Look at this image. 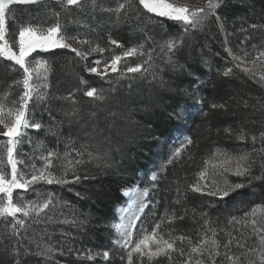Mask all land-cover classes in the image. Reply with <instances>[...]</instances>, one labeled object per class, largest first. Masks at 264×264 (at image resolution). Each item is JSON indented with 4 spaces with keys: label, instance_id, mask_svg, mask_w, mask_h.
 <instances>
[{
    "label": "trees",
    "instance_id": "16d2710c",
    "mask_svg": "<svg viewBox=\"0 0 264 264\" xmlns=\"http://www.w3.org/2000/svg\"><path fill=\"white\" fill-rule=\"evenodd\" d=\"M188 1L198 3V0ZM120 2L123 0H98L95 11L89 7L84 12L73 6L71 15H68L62 12L57 0H44L39 5L12 4L6 13L10 41H13L9 35L12 29H16V41L18 25L54 23L53 12H61L60 19L66 25L67 34L91 41L93 47L99 44L119 54L122 49L111 45V38L124 48L144 44L145 52L155 51L152 67L145 77L128 74V78L120 79L118 83L116 73L110 72L108 79H102L85 70V64L95 66L93 61L100 59V54H93L87 61H81L68 49H56L47 54L51 65L49 86L42 89L47 92V99L43 103L33 100L30 104L31 118L40 122L42 128L33 133L24 171L31 173L32 163L42 166L39 156L48 151L56 150L63 155L67 150L70 157L75 158L73 146L82 151V145H87L93 152H99L102 159L77 166L76 174L81 177L79 182L63 186L44 183L33 186L41 193L55 195V207L47 211L53 219L27 220V228L21 230L19 238L7 237L6 225L0 224V237H5L0 240V264H15L13 247L17 242L24 245L19 250L23 264H91L92 261L108 264L109 261H103L102 254L116 250L112 224L116 208L125 203L122 192L135 186L140 177L150 171L161 143L177 134L179 120L173 113L180 112L186 105L188 111L191 110L196 105L193 94L200 99L202 107L199 116H195L191 123L189 138L192 143L185 147L179 160L164 169L158 182L161 191L163 187L168 190L173 180L180 185L190 181L201 167L203 155L208 151L212 153L215 146L223 149L234 145L262 147L259 141L253 145L251 136L259 137L264 131V86L258 82L260 75L264 74V66L250 62L259 50H264V29H253L250 25H264V0H223L217 9L221 28L217 17L211 16L202 28L190 29L187 33L180 25L148 13L139 0H135L134 10L127 16L122 14L119 20L115 12L101 11V8L115 9ZM74 19L83 23H69ZM170 39L179 41L172 53L164 47ZM252 44L257 48L253 49ZM83 47L88 48L87 45ZM229 49L240 55L244 51L249 53L245 58L249 63L242 66L254 69L253 78L234 67L239 61L233 60ZM112 54L113 51H106L103 55L111 57ZM143 59L146 57L139 55L125 58V64L134 67ZM226 68H233V74L224 76L222 73ZM21 79L22 69L0 57V94L8 92L10 96L19 97L23 88L15 82ZM81 79L88 86L103 90L106 99L97 101L85 96L87 88L81 85ZM70 93L72 99H68ZM213 104L223 107L214 108ZM74 109L76 116L66 115ZM225 129H231V134ZM241 130L248 135L245 141L236 140V134ZM20 156L19 148V159ZM54 163L53 171L59 175L62 172L60 161ZM67 178L72 180V174L68 173ZM255 181L254 187L264 198V179ZM26 196L29 200L36 199L35 192L30 191ZM215 218L217 229L224 230L219 232L221 242L226 241L227 233L231 232L241 242L246 240L247 247L257 249L249 256V259L257 260L259 248L255 237L246 239L250 231L243 230V235L237 232V227L228 223L231 218L228 212L212 217V221ZM198 221L200 217L193 221L191 217H185L173 228L181 235L193 238ZM260 222L264 226V221ZM42 237L44 244L57 250L51 260L36 256L35 245H31V253L25 254L30 242H40ZM241 251L246 249L233 244L231 253L239 255ZM89 255L92 259L88 258ZM217 264L228 262L220 256Z\"/></svg>",
    "mask_w": 264,
    "mask_h": 264
},
{
    "label": "snow or ice",
    "instance_id": "6c2138e0",
    "mask_svg": "<svg viewBox=\"0 0 264 264\" xmlns=\"http://www.w3.org/2000/svg\"><path fill=\"white\" fill-rule=\"evenodd\" d=\"M57 2L60 4L62 12L68 15H71L73 6L81 12H84L89 7L95 11L99 6L98 0H57ZM41 3H44V0H0V57L14 62V65H18L19 69H22V79L15 83L17 86L22 85L23 88V91L19 94V99L12 100L10 105L8 103V92H5L4 96L0 98V126H3L4 129L0 132V137L6 138L0 139V221L6 224L8 232L5 235L7 237L19 238L22 235L21 230H26L27 228V220L40 222L43 217L48 221H52L53 218L47 215V211L55 207L56 197L51 192H39L33 187L34 185L44 183L63 186L79 182L81 177L76 174L77 166L102 159L99 152H93L87 145H82V151L75 149L74 146L72 147V151L76 153L75 158H71L67 150L63 155L56 150H52L48 151L46 155L40 154L39 159L43 161V164L37 167L35 163H32L31 173H26L18 168L19 164L25 163V161L19 159V146L24 142L25 130L29 127L37 130L42 128L40 122H35L31 118L33 113L30 110V104L33 100L40 103L46 101L47 92L43 90H46L49 86L47 83L48 72L51 69L49 61L43 57H34L32 54L37 51L48 52L55 49H68L75 53V56L81 61H87L93 54H100L101 58L93 61L95 66L85 64V70L100 76L102 79H108L109 72L116 73V82L118 83L120 79L128 78V74H139L142 78L145 77L152 67L153 53L155 51L150 49L145 52L144 44L124 48L123 45L111 38L109 43L116 48L122 49L119 54H115L114 50L106 49L99 44L93 47L91 41L80 40L76 36H69L66 32V25L60 19L61 12H53V16L56 18L54 23L40 22L33 24L29 22L27 25H18L19 51L17 53L10 46L5 36L6 13L9 10V6L12 4L39 5ZM222 3L223 0H206L204 8L192 9L188 6L167 2V0H139V4L148 13L180 25L184 33H187L190 29L202 28L211 16H216L219 20L217 9L222 6ZM134 6L135 0H123V2L118 3L115 9L101 8V11L115 12L117 20H119L122 14L127 16L129 12L133 11ZM149 19L151 20V18ZM78 22L83 23V21L75 19L69 21V23ZM250 27L253 29H264V25L252 24ZM9 35L15 43L16 29H12ZM69 39L76 41L82 47H73L72 44L68 43ZM245 39L247 40L248 37ZM178 43V40L170 39L164 47L167 48L168 53H172ZM84 45L88 46L87 50L84 49ZM252 48L256 49L257 45L252 44ZM106 51H113L111 57L103 55ZM227 51L233 60L239 61L234 67L238 68L250 79L253 78L254 69L242 66L249 63L245 59L249 53L244 51L243 55H240L233 53L230 49ZM137 55L146 57V59H143L141 63H137L134 67L125 64V58ZM257 62L264 66V50H259L255 59L250 63L256 64ZM101 65H103L102 71L100 70ZM120 65H125V67L119 68ZM222 74L226 77L232 75L233 68H226ZM34 79L39 80L40 83H34ZM258 82L261 83V86H264V74L260 75ZM80 83L87 88L84 91L85 96L97 101L106 99L103 95V90L88 86L83 79L80 80ZM109 83H112V81L109 80ZM72 96L73 94L70 93L68 99H72ZM192 98L196 103L201 102L194 94ZM73 103H75L74 100ZM245 106L247 107V104ZM188 107L186 105L180 112L173 113L175 118L177 120L183 119ZM212 107H223V105L213 104ZM66 115L74 117L77 115V111L74 109L66 113ZM225 131L231 134V129H225ZM247 138L248 135L243 130L236 134V140L238 141H245ZM251 141L253 145L259 141L262 147L260 149L253 147L251 151L241 150L235 155L217 150V153L222 158L218 163L212 165L211 173H209L207 167L198 173L200 179L196 184L189 186L191 190L209 197L224 199L236 190L246 187L244 183H232L228 179L229 175L248 178L249 184L253 179H264V162L261 163V175L253 176L252 174L256 163V160L253 159V153L259 152L262 160H264V131L259 134V137L252 135ZM186 143L190 145L192 143L191 138H186ZM29 144H31V140H29ZM68 147L69 145L66 144L65 148L68 149ZM184 147L185 143L182 142L181 147L176 148L172 152L168 163H172L180 157ZM217 153L213 155L216 156ZM54 161H60L62 172L59 175L53 171L56 167ZM68 173L72 174V180L67 178ZM151 179L155 182L157 174L153 173ZM201 181H204V183H201ZM152 187H156V184L153 183ZM16 189H23L24 192L18 194L14 199V190ZM69 190L71 191V189ZM30 191L36 193L35 200L25 199L26 194ZM177 192L179 194V189H177ZM130 193H136L140 201L139 212L136 214L135 219L130 220L128 223L121 219L120 223L113 225L117 232V238L113 243L119 245L121 250L126 251L128 264H134V259L138 264H158L161 259L168 260L169 264H175L174 257L181 258L180 264H217V257L220 256H223L228 264H264V227L258 226L260 221H264V202L249 207L244 211L243 217H231L228 220L230 225L250 227L249 236L246 239L255 237L259 248L258 258L254 261L249 259V256L256 253L257 249L247 247L246 240L241 242L231 232L227 233L228 239L221 242L219 232L224 230L213 228L212 221L207 218L206 212L200 214L203 224L195 242L186 235H174L175 228H169L167 234L161 232V228L165 223L172 225L176 219H184L183 216L177 217L174 212L169 213L167 209L160 215L158 221H153L150 231L144 226H141L138 232L132 231V229L136 228L135 220L140 218V213H143L144 209L152 202L150 200L145 201V197L149 195L148 188L139 190L133 187L124 190L125 196ZM177 203H179V200H177ZM157 204L158 202L152 203L153 217L157 215ZM118 211H123V209H118ZM9 218L11 219L9 220ZM237 231L241 230L237 229ZM241 235H243L242 232ZM4 238L0 237V240ZM233 244L239 249H246V251H241L239 255L231 253ZM31 245H35L37 249L34 254L44 257L46 261L51 260L52 254L57 251L53 246L44 244L42 237L40 242L31 241L29 248L25 250V254L31 253ZM23 247L24 245L18 242L13 247L15 264H23L19 251ZM102 255L105 259H108L110 253L104 251ZM88 258L92 259V256L89 255Z\"/></svg>",
    "mask_w": 264,
    "mask_h": 264
},
{
    "label": "rangeland",
    "instance_id": "374dc122",
    "mask_svg": "<svg viewBox=\"0 0 264 264\" xmlns=\"http://www.w3.org/2000/svg\"><path fill=\"white\" fill-rule=\"evenodd\" d=\"M167 2L174 3L176 5H182V6H188L191 8H204L206 5V0H198L197 4H191L188 0H167ZM11 6V5H10ZM9 6V7H10ZM152 14V13H151ZM154 15V14H153ZM217 19V18H216ZM219 28H221V25L217 19ZM5 36L6 39L9 41L10 46L13 48L14 51L18 53V39L19 35L15 41H10L8 36V30L6 26L5 30ZM68 43L72 44L73 47L79 48L80 44L73 42L72 40H68ZM56 50V49H55ZM54 50L48 51V52H40L37 51L36 53H33L32 55L34 57H43L48 60L47 54L52 52ZM14 63V62H13ZM100 70H103V66L100 67ZM110 73V72H109ZM90 75H96L94 73H90ZM34 83L39 84V80L34 79ZM87 90V89H86ZM4 94H0V98H2ZM19 97L10 96L8 95V103L11 104L12 100H18ZM36 102V101H35ZM33 105V104H32ZM201 103H196L194 107H192L191 110L187 111L184 114V118L179 120L177 129V134L169 141L162 142L160 145V148L158 149L157 155L154 157L153 166L151 167L150 171L147 174H144L140 177L138 183L133 186L139 190H143L144 188L149 189V195L145 197V201H151L152 203H157L156 212L157 215L155 217L152 216L153 208L152 203H149L148 207L144 209L143 213H140V218L135 220L136 228L132 229L134 232H138L141 226L147 227L148 230H151V226L154 220L158 221L160 219V215L165 212V209L168 210L169 213H175L177 217L183 216L185 217H191L192 221L195 217H200V221L198 223H195L196 230L193 233V238H191L194 242L198 238V234L201 230V226L203 224V219H201L200 214L206 212L207 218H209L212 221V217H219L224 212H228L231 217H237L241 218L243 217L244 211L247 210L249 207L264 202V198L260 196L258 190L254 187L253 184H255V179L251 181L249 184L248 178H242V177H236L233 175H229L228 179L232 183H244L246 187L236 190L235 192L231 193L228 197H225L224 199H219L216 197H209L207 195H202L198 192H193L190 185H194L197 183V181L200 179L198 176V173L205 167L208 168L209 173L212 172V165L215 163H218L219 160L222 158L219 153H217V150L226 151L230 154H237L241 150L244 151H251L252 147H246L242 145H234L232 147H229L228 149H223L220 147H214L212 153L211 151L207 152V154L203 155L204 159L202 160V165L199 167L198 170H196L195 175L192 177L190 181H186L183 185H180L178 181L173 180L169 184V188L167 190L166 187H163V191L160 190V186L158 187V182L160 181V178L164 175V169L172 165L173 162L179 160L185 152V147L188 145L186 143V138H189V133L191 130V123L195 116H199L201 112ZM35 121V119L33 120ZM36 122V121H35ZM3 126H0V132H2ZM40 130V129H39ZM38 131L37 129L29 127L25 130L26 135L24 136V142L19 146L21 149V160H25L29 154V147L31 144H29V140H32L33 133ZM4 138V137H3ZM6 139V138H5ZM185 143V147L182 149V154L180 157L175 159L172 163H168L169 157L171 156L172 152L176 148L181 147V143ZM217 153L216 156L213 154ZM258 155V159L256 157H253V159L256 160V163L253 167V176L261 175L262 169H261V163L264 162L261 158V154L259 152L253 153ZM207 162V163H206ZM24 164H21L20 168L24 171ZM10 171V169H9ZM25 172V171H24ZM153 173L157 174V180L155 182L152 181L151 176ZM155 183L156 187H152V184ZM182 183V182H180ZM201 183H204V181H201ZM131 187V188H133ZM129 188V189H131ZM177 189H179V194L177 192ZM23 189H16L14 190V199L17 197L18 194L23 193ZM122 195L125 199V203L115 210V222L112 224V233H113V241L117 238V232L116 229L113 227L114 224L120 223L121 219L124 220L125 223H128L130 220H134L136 217V214L139 212V204L140 201L136 195V193H130L128 196L124 195V191L122 192ZM25 199H27V196H25ZM177 200H179V203H177ZM118 209H123V211H118ZM197 211V213H195ZM11 218H9L10 220ZM180 219H176L174 224L168 225L165 223L162 228L161 232L167 234L169 228H173L176 223ZM199 220L196 218V221ZM1 225H4L5 222L0 221ZM6 225V224H5ZM260 227H264L261 222L258 224ZM212 227L218 228V223L216 222V218L212 221ZM237 229H240L242 232L243 230L250 231V227H246L243 225H235ZM174 235H181L177 230L175 231ZM210 235V233H209ZM114 244V243H113ZM114 248L116 249L114 251H109L110 255L108 259H105L102 255L103 261H109L108 264H128L126 251L121 250L120 246L117 244H114ZM112 254V258H111ZM123 257V259H122ZM179 257H174L175 264H180ZM91 264H103L98 261H92ZM134 264H138L137 261L134 259ZM158 264H169V261L166 259L161 260V263Z\"/></svg>",
    "mask_w": 264,
    "mask_h": 264
},
{
    "label": "crops",
    "instance_id": "0c3cea01",
    "mask_svg": "<svg viewBox=\"0 0 264 264\" xmlns=\"http://www.w3.org/2000/svg\"><path fill=\"white\" fill-rule=\"evenodd\" d=\"M6 30V29H5Z\"/></svg>",
    "mask_w": 264,
    "mask_h": 264
}]
</instances>
